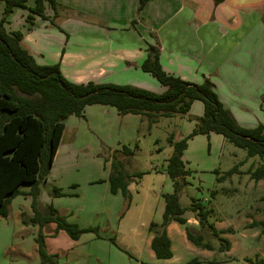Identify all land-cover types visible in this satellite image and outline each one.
Segmentation results:
<instances>
[{"label": "crops", "instance_id": "obj_1", "mask_svg": "<svg viewBox=\"0 0 264 264\" xmlns=\"http://www.w3.org/2000/svg\"><path fill=\"white\" fill-rule=\"evenodd\" d=\"M60 1L57 0L58 3ZM72 1L71 4L79 2V0ZM113 1L115 5H111V10L102 9L100 13L91 11L99 19L94 23H74L72 25L69 21L68 23L56 21L62 26L64 32L51 25L49 21L38 17L33 25L26 22L25 18L28 14L30 15L28 10L21 15V26L13 24L14 13L6 28L8 32L20 31L24 34L23 45L35 57L39 65L60 64L64 77L76 84L94 82L129 85L161 93L164 88L140 69L147 58V48L151 45L158 46L161 52V64L166 73L194 84H202L205 79H209L214 84L220 101L233 114L240 126L252 129L260 124L264 125V0H223L219 4H216L215 0H150L139 17L142 20L135 29H130L129 24L138 18L137 7L140 0ZM52 13L47 11L50 17L55 15L54 12ZM151 37L154 42L151 41ZM199 103L195 102L193 105V108L198 111V115H195L197 118L201 117L204 111L203 104ZM96 106L100 105L93 107ZM92 109L94 108L91 106L87 107L83 118L86 113L102 114L103 118L108 120L106 125L114 121L122 123L130 116H120L112 107ZM131 116L140 119L138 135H141L143 131H150L147 118ZM73 118L74 116L68 120L72 122ZM76 119L78 122H73L72 127L66 124L52 169L43 183L45 188L50 187V189L46 191L43 189L44 192L40 195V204L43 203L46 206L40 208L39 205V208L41 212H45L49 206H52L69 223L81 229H88L93 228L94 224L82 219V214L98 204H100L99 208L95 210L107 209L108 204H111L119 214L121 209L116 208L115 203L119 202V197L123 195L111 193L112 166L103 174L99 173V168H97L102 161L105 162L101 156L105 157L107 153L94 155L91 152L93 144L85 142L87 135L80 122L82 118L77 117ZM108 127L113 128V126ZM213 135L206 137L211 140ZM215 139L219 138H213ZM138 148V146L135 147V149ZM168 152L167 159L169 160L173 152ZM168 160L166 166L157 172L166 174ZM185 163L187 164L186 161ZM94 169L98 172L96 173ZM147 173L150 171L145 174ZM80 184L83 187L88 186L91 198L88 200L85 196L82 205L79 206L75 205L74 200L77 194L72 189ZM171 184H173L172 180ZM56 191L64 196L56 197L54 195ZM44 194L49 197L48 201L44 199ZM95 196H98V199ZM27 199H29V204L25 207L28 209L27 211L21 209L18 212L17 223L21 226L19 228L21 233L35 230L31 232L35 234L38 233L37 227L22 224L21 215L24 213L32 216L33 213L31 199L28 197ZM188 220V225L193 230H198V222L195 219L194 222ZM175 224L172 223L168 227L173 253L175 247L172 230L178 237H181L180 240L184 243L182 232L176 228ZM47 228H50L48 233ZM55 230L54 224L48 225L44 228V234L48 253L58 255L59 264H85L87 253L91 257L95 250L102 248L99 243L104 239L97 238L93 233H91L93 236L83 235L78 241L70 239V242L62 236L64 231H60L54 237ZM100 234L104 236L101 232ZM104 237L105 240L110 238ZM49 238V242L56 243L49 246L47 242ZM33 239L36 240V235H33ZM226 239L229 240V238ZM152 240L153 234L148 231L144 247L152 250ZM185 243L186 249L192 251L190 244L194 245L189 241ZM233 248L232 244L231 251ZM36 249L38 254V248ZM138 251L141 254L144 250L140 247ZM23 255L27 258L29 253L24 251ZM32 257L38 261L35 256ZM173 258H175V253ZM171 260L158 261L156 259L158 263Z\"/></svg>", "mask_w": 264, "mask_h": 264}, {"label": "trees", "instance_id": "obj_2", "mask_svg": "<svg viewBox=\"0 0 264 264\" xmlns=\"http://www.w3.org/2000/svg\"><path fill=\"white\" fill-rule=\"evenodd\" d=\"M149 1H139L138 18L130 24L133 29L142 20L139 17ZM222 1L215 0V3ZM29 2L30 0H0V4L5 5L3 17L0 19V218H8L9 206L15 198H31L33 215L27 216L23 213L22 224L38 228L35 241L40 264H59L58 255L49 254L47 250L44 228L48 225L56 226L54 237L64 231L73 241H78L87 233L106 239L97 228L81 229L69 223L52 206L46 212H41L39 208L41 185L50 174L67 120L73 116L83 118L87 107L100 105L116 109L120 116L145 117L152 128L163 118L188 116L194 103L201 102L204 111L197 118L196 129L184 140L174 141L172 138L170 141L174 151L165 172L173 182L174 192L164 197L163 222L152 223L148 228L149 233L153 234L151 248L158 261L171 260L174 253L168 227L176 223L185 227L186 237L195 247L205 251L230 252L232 244L224 237L230 232L218 230L210 223L212 210L196 199H192L190 207L181 204L182 193L188 185L186 178L190 175L184 161V152L188 148V141L196 136H222L236 148L246 151L248 158L259 157L263 161L250 171L252 180L263 181L264 125L260 124L252 129L240 126L220 101L215 86L209 79H205L202 84H194L166 73L161 64L158 46L151 45L147 48V58L140 69L164 88L161 93L129 85L94 82L76 84L67 80L62 74L60 64L39 65L23 45L24 34L20 31L8 32L6 28L17 8L30 12L26 22L31 25L38 17L57 26L54 21L58 18L60 8L57 0H36L33 7L28 6ZM48 10L55 13L54 17L47 15ZM134 153L135 151L124 147L113 158L110 176L111 193H121L129 200L130 181L132 178L141 179L145 175H130L126 171L124 159L133 157ZM236 171L235 168L229 175ZM24 185L30 186L31 191H21L20 187ZM54 195L64 196L58 191ZM188 212L198 222V230H193L188 225L189 220L185 217ZM250 227L258 228L261 235H264V221L253 222ZM207 233L218 241V247L206 239L209 236ZM108 240L118 246L115 238ZM246 261L249 264H264V259L258 256Z\"/></svg>", "mask_w": 264, "mask_h": 264}, {"label": "rangeland", "instance_id": "obj_3", "mask_svg": "<svg viewBox=\"0 0 264 264\" xmlns=\"http://www.w3.org/2000/svg\"><path fill=\"white\" fill-rule=\"evenodd\" d=\"M72 2V0L59 2V18H55L54 21H59L58 23L69 21L72 25L74 23H94L99 19L91 11L100 13L102 9L111 10V5H115L113 0H79L78 3L71 4ZM35 3L36 0H30L28 6H34ZM4 10L5 5L1 3L0 19L3 17ZM23 12L26 13V9H15L14 23L12 22L14 25L21 26ZM129 26L130 29L133 28L130 24ZM55 27L64 32L60 24ZM150 39L154 42L152 37ZM91 107L94 108L92 110L109 108L106 106ZM197 112L196 108L192 107L190 114L184 118H163L157 125L150 128L149 132L143 131L141 135H138L139 117L130 115L122 123L114 121L108 125H106L108 120L104 119L102 114L86 113L85 118L81 119L80 122L85 128L84 133L87 135L85 142L93 144L91 152L94 155L107 153L105 157L101 156L105 162L102 161L97 167L99 173L109 171L113 158L123 151V146L136 151L135 156L124 159L125 169L129 174L150 171L142 179L132 178L130 181L131 200L120 196L119 202L114 201L116 208L121 209L119 214L111 204H108L107 209L95 210L99 208L100 204H98L93 205L90 211L81 215L82 219L93 223V228L100 230L104 236L115 238L118 245L115 246L109 240L104 239L99 243L102 248L95 250L91 257L87 253L85 264H167L171 262V264H249L247 259L253 260L257 256L264 257V235H261L258 228L250 227L253 222L264 221V180L257 183L251 179L249 173L263 161L259 157L248 158L246 151L224 141L219 135H213L211 140L206 136L190 139L184 155L190 175L186 178L188 185L182 193L181 204L184 207H190L192 199H199L203 205L212 210L210 223L219 230L230 232L225 237L229 238L234 245L233 250L225 253L218 250L203 251L189 243L192 248V251H189L185 246V242H188L185 227L178 224L175 226L182 232L184 243L181 242V237H178L172 230L175 258L170 262L158 263L152 250L144 247L150 223L161 224L163 222L164 197L174 192L170 178L157 170L166 166L168 151L173 152L174 150L170 144L172 138L174 141L184 140L196 129L197 117L195 115H198ZM76 118L74 116L72 122L67 120L66 124L72 127L73 122H78ZM108 126H113V128ZM215 137L219 139L213 140ZM137 146L139 148L135 149ZM235 168L236 173L229 175V172ZM80 185L72 189L77 194L74 200L75 205L79 206L82 205L85 196L88 200L91 198L88 186ZM43 189L46 191L50 187L45 188L42 184V192H44ZM20 190L30 192L31 187L24 185L20 187ZM95 198L98 199V196ZM44 199L49 200L47 194H44ZM28 204L27 197L19 196L10 204L8 218H0V264H40L36 251L38 247L33 239V235L37 238L38 233H31L35 230L21 233L19 230L21 226L17 223L18 212L21 209H28L25 207H28ZM45 206L43 203L40 204V208H45ZM185 217L194 222L192 213H186ZM48 232L50 228H47ZM207 234L209 236L206 239L218 247V241L211 234ZM62 236L70 241L65 232ZM84 236L93 235L89 233ZM49 241L50 238L47 240L49 246L56 243ZM140 247L144 250L141 254L138 251ZM24 251L29 253L27 258L23 255ZM32 256H35L38 261H35Z\"/></svg>", "mask_w": 264, "mask_h": 264}]
</instances>
